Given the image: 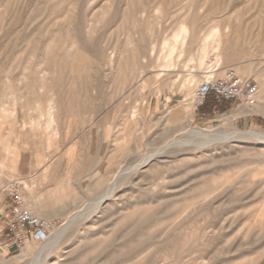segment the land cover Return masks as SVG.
Listing matches in <instances>:
<instances>
[{"label":"rangeland","instance_id":"374dc122","mask_svg":"<svg viewBox=\"0 0 264 264\" xmlns=\"http://www.w3.org/2000/svg\"><path fill=\"white\" fill-rule=\"evenodd\" d=\"M227 69L257 113L264 0H0V264H264V141L201 137L264 121L192 103ZM13 184L66 227L48 255L11 244Z\"/></svg>","mask_w":264,"mask_h":264},{"label":"built area","instance_id":"2783aa9c","mask_svg":"<svg viewBox=\"0 0 264 264\" xmlns=\"http://www.w3.org/2000/svg\"><path fill=\"white\" fill-rule=\"evenodd\" d=\"M210 96L253 107L257 103L258 87L253 81H240L232 69H227L222 78L202 80L193 95L194 109H199ZM8 193L11 198L8 232L16 251H23L28 235L35 241L45 242L55 224L32 214L19 196L15 184L11 185Z\"/></svg>","mask_w":264,"mask_h":264},{"label":"bare ground","instance_id":"6f19581e","mask_svg":"<svg viewBox=\"0 0 264 264\" xmlns=\"http://www.w3.org/2000/svg\"><path fill=\"white\" fill-rule=\"evenodd\" d=\"M186 28H182L180 29V31L178 32L176 38L174 39L175 42H182L183 38H184V33ZM187 31V30H186ZM216 32V31H215ZM214 40L215 41H218L217 40V34L215 33L214 34ZM214 60V58H212ZM218 63V59L215 61V64ZM208 74H209V71H208ZM209 76V75H208ZM189 80V78H184V80ZM196 79L197 81V78H194ZM199 79V78H198ZM191 109V108H190ZM190 133V132H189ZM194 133V132H193ZM195 134V133H194ZM206 134V133H205ZM191 136V135H190ZM195 136H201L199 133L195 134ZM208 136V135H207ZM206 135H202L201 137L203 138L204 141L206 142H213V141H216V140H222V139H226L227 137L229 136H237L236 138L240 137V138H245V139H255V140H261V141H264V135L263 134H260V133H257V132H254V131H248V132H244V133H241V132H238V131H233L231 133H222V134H219V135H215V139H208ZM196 138V137H195ZM186 141V140H185ZM205 143V142H204ZM149 161V159L147 160ZM145 162V161H144ZM146 163V162H145ZM34 202V201H33ZM100 203V202H99ZM95 208H98V204L97 206H95ZM94 209V208H93ZM31 212V211H30ZM32 213V212H31ZM33 214V213H32ZM41 215V214H40ZM70 223V221H69ZM69 226V225H68ZM63 228V227H62ZM66 227L63 228V229H60L58 230L53 238H48L45 242H44V246L41 248V252H45L46 255H48L52 249L58 244V242L61 240L62 236H63V233L65 231Z\"/></svg>","mask_w":264,"mask_h":264},{"label":"crops","instance_id":"0c3cea01","mask_svg":"<svg viewBox=\"0 0 264 264\" xmlns=\"http://www.w3.org/2000/svg\"><path fill=\"white\" fill-rule=\"evenodd\" d=\"M210 97H213V96H210ZM214 99H216V98H214ZM221 101H223V100H221ZM224 102H230V101H224ZM244 107L247 108V109H250V108L253 109L254 108V106L253 107H248V106L244 105L243 103H240V105L238 107H236V109H235V111L237 112V117L238 118H242V117H250V118H253L254 117L258 121H264V103H262V101L260 102V107H258V108L255 109V112H257V113H254L253 112L251 114H248V113H246V110H245ZM0 252H2V251L0 250Z\"/></svg>","mask_w":264,"mask_h":264},{"label":"trees","instance_id":"16d2710c","mask_svg":"<svg viewBox=\"0 0 264 264\" xmlns=\"http://www.w3.org/2000/svg\"><path fill=\"white\" fill-rule=\"evenodd\" d=\"M211 98H213V97H209V98L207 99V101H208L209 99H211Z\"/></svg>","mask_w":264,"mask_h":264}]
</instances>
